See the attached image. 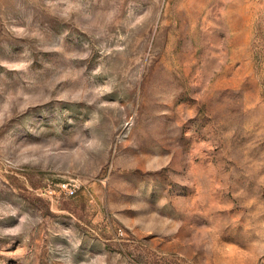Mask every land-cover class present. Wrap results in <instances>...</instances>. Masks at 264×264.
<instances>
[{
  "label": "rangeland",
  "instance_id": "374dc122",
  "mask_svg": "<svg viewBox=\"0 0 264 264\" xmlns=\"http://www.w3.org/2000/svg\"><path fill=\"white\" fill-rule=\"evenodd\" d=\"M0 264H264V0H0Z\"/></svg>",
  "mask_w": 264,
  "mask_h": 264
},
{
  "label": "built area",
  "instance_id": "2783aa9c",
  "mask_svg": "<svg viewBox=\"0 0 264 264\" xmlns=\"http://www.w3.org/2000/svg\"><path fill=\"white\" fill-rule=\"evenodd\" d=\"M72 192V191H71Z\"/></svg>",
  "mask_w": 264,
  "mask_h": 264
}]
</instances>
